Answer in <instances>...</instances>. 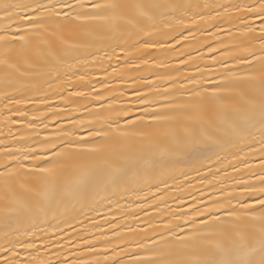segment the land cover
Segmentation results:
<instances>
[{"label":"snow or ice","instance_id":"6c2138e0","mask_svg":"<svg viewBox=\"0 0 264 264\" xmlns=\"http://www.w3.org/2000/svg\"><path fill=\"white\" fill-rule=\"evenodd\" d=\"M0 264H264V0H0Z\"/></svg>","mask_w":264,"mask_h":264}]
</instances>
